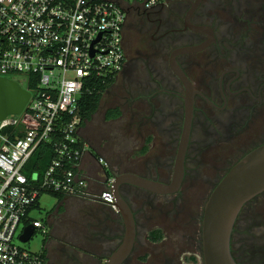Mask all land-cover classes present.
<instances>
[{
	"label": "flooded vegetation",
	"instance_id": "flooded-vegetation-1",
	"mask_svg": "<svg viewBox=\"0 0 264 264\" xmlns=\"http://www.w3.org/2000/svg\"><path fill=\"white\" fill-rule=\"evenodd\" d=\"M125 49L121 75L142 92L129 101L136 107L128 112V128L146 136L136 153L119 163V173L112 167L117 176L133 173L172 182L187 97L175 67L193 85L195 110L181 189L159 195L123 187L137 223L134 250L123 264H205L204 212L186 213L188 195L198 189L208 200L243 157L264 145V0H169L150 10L139 7L129 16ZM120 111L122 119L126 114ZM159 137L162 144L156 143ZM262 216L264 194L243 209L235 225L231 248L237 264H264V240L255 238L260 229L250 238L248 256L241 251L244 229L259 228ZM105 234L100 244L93 238L85 242L83 257L49 245L48 264H68L64 257L73 264H107L122 244L116 241L119 231ZM96 244L103 247L100 254Z\"/></svg>",
	"mask_w": 264,
	"mask_h": 264
},
{
	"label": "built area",
	"instance_id": "built-area-1",
	"mask_svg": "<svg viewBox=\"0 0 264 264\" xmlns=\"http://www.w3.org/2000/svg\"><path fill=\"white\" fill-rule=\"evenodd\" d=\"M169 0H0V77L30 94L20 115L0 122V264H48L44 251L18 244L33 225L45 238L48 226L31 217L44 194L102 203L119 212L117 174L103 157L104 189L84 170L91 148L82 135L80 102L93 82L117 79L127 54L130 14ZM12 129L10 133H4ZM56 157L30 179L25 168L41 145ZM35 233V234H36Z\"/></svg>",
	"mask_w": 264,
	"mask_h": 264
},
{
	"label": "water",
	"instance_id": "water-1",
	"mask_svg": "<svg viewBox=\"0 0 264 264\" xmlns=\"http://www.w3.org/2000/svg\"><path fill=\"white\" fill-rule=\"evenodd\" d=\"M175 71L186 86L187 97L173 180L170 184H165L133 173L117 176L114 192L119 214L126 226V235L122 245L110 256L107 264H123L132 254L137 239L135 213L123 193V187L131 185L159 195H173L183 185L186 155L194 119L195 93L189 78L179 68L175 67ZM30 97L31 94L18 83L0 77V122L8 116L20 115ZM262 194H264V145L243 157L222 179L206 202L202 230L205 264H237L231 248L235 225L243 209ZM35 233L33 225L27 226L20 238L21 242L29 243Z\"/></svg>",
	"mask_w": 264,
	"mask_h": 264
},
{
	"label": "rangeland",
	"instance_id": "rangeland-1",
	"mask_svg": "<svg viewBox=\"0 0 264 264\" xmlns=\"http://www.w3.org/2000/svg\"><path fill=\"white\" fill-rule=\"evenodd\" d=\"M129 38L134 41L135 33H133L132 35L130 33ZM116 80L117 81L113 85H111L107 92L104 94L101 109L95 115L93 121L88 123L87 126L82 129V135L86 140L88 139L89 142H91L90 144L93 146V150L96 153L94 151L93 152L107 160L111 164V166L119 173L120 169H122L119 166V163L127 160L125 156L126 154L128 156H131L132 154L136 153V150L143 144L144 137L146 135L141 136L139 130L128 128L129 122L131 120V116L130 114H128V112L131 108L136 107V105L134 104L130 105L129 101H132L135 98H139L142 95V92H140L138 87H136L137 85L132 86L129 76H127L125 79V75H120ZM133 90H135V92ZM139 102L137 103V105H143L141 101ZM114 106L122 107L124 113L126 114L124 118L116 122L110 121L106 118L107 111L114 109ZM156 143L162 144L163 137H159ZM95 169L101 170L98 166H95L94 170ZM205 173H209V171L206 169ZM205 188L202 189V191H204ZM196 192L197 194L188 195L189 205L187 207L186 213H188L189 215H194L198 212L202 215L204 212V206L207 201L206 194H203L198 189L196 190ZM56 202V198L48 194H44L41 199V205L44 210L47 211L53 209L56 205ZM34 217L41 220L46 219L44 212L42 214L41 212L38 213L37 211L34 214ZM185 219L186 217L184 218V220ZM260 222L262 224L259 228L255 229L254 227H246L244 229L243 235L245 243L241 245V251H245L247 256L250 248V238L255 234V230H261L257 232L255 238L260 241L264 240V216L260 218ZM46 243L47 239L43 235H41V233H36L29 243L21 244L18 241V244H20V246L22 245L23 247L36 252L43 251L44 247L47 246Z\"/></svg>",
	"mask_w": 264,
	"mask_h": 264
},
{
	"label": "crops",
	"instance_id": "crops-1",
	"mask_svg": "<svg viewBox=\"0 0 264 264\" xmlns=\"http://www.w3.org/2000/svg\"><path fill=\"white\" fill-rule=\"evenodd\" d=\"M93 151L92 149L90 154L86 156L83 168L93 181L94 192H100L104 189L103 170L97 160L100 156ZM95 166L100 167L101 170L95 169V171ZM41 199L32 210L31 217H34L37 211L38 213H45L46 219L43 220L48 226L49 238H47V246L44 247L43 251L47 256V260L46 249L52 244L59 245L62 249L70 252L71 255L76 253L77 257H83L86 255V251H83L85 250V242L89 244V239L93 238L96 240V242L94 240L95 243L100 244L99 239L102 234H112L119 231L116 241L119 245L123 243L126 235L124 220L119 212L113 211L109 206L89 200L64 197L63 199L56 198L55 207L47 211L42 207ZM98 244L95 245V249L100 254L103 247ZM71 260L64 257L62 262L73 264Z\"/></svg>",
	"mask_w": 264,
	"mask_h": 264
},
{
	"label": "trees",
	"instance_id": "trees-1",
	"mask_svg": "<svg viewBox=\"0 0 264 264\" xmlns=\"http://www.w3.org/2000/svg\"><path fill=\"white\" fill-rule=\"evenodd\" d=\"M117 80L110 79L107 82H93L92 83V93H85L80 102V117L82 120L81 128L87 126L88 123L92 122L95 115L101 109L104 94ZM121 107L108 110L106 113V118L108 120H119L122 116L120 111ZM12 129H8L4 133H10ZM56 153L52 146L41 145L40 148L33 155L32 159L25 168V174L32 179V175L39 174L43 175L52 165L55 160ZM53 197L58 199H63L64 196L59 194H51ZM39 203V202H38ZM49 238V234L47 236ZM46 238V239H47ZM48 240V239H47Z\"/></svg>",
	"mask_w": 264,
	"mask_h": 264
}]
</instances>
